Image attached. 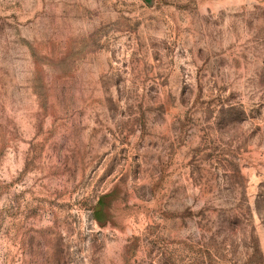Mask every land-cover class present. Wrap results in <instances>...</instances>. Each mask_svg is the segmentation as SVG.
Here are the masks:
<instances>
[{"label": "rangeland", "instance_id": "obj_1", "mask_svg": "<svg viewBox=\"0 0 264 264\" xmlns=\"http://www.w3.org/2000/svg\"><path fill=\"white\" fill-rule=\"evenodd\" d=\"M0 264H264V0H0Z\"/></svg>", "mask_w": 264, "mask_h": 264}]
</instances>
